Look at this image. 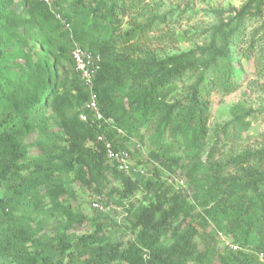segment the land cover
<instances>
[{"label": "trees", "instance_id": "trees-1", "mask_svg": "<svg viewBox=\"0 0 264 264\" xmlns=\"http://www.w3.org/2000/svg\"><path fill=\"white\" fill-rule=\"evenodd\" d=\"M153 1L20 0L17 10L15 0H0V264H259L264 149L229 157V170L226 163L212 162L200 176L191 175L198 190L188 200L174 191L166 198L158 170L135 177L118 170L108 160L106 142L122 148L146 129L152 143L164 148L149 157L165 168L180 162L171 152L178 146L199 159L207 147L210 96L241 86L246 76L242 56L258 72L264 69V27L246 34L264 0L243 6L218 41L162 60L143 56L149 32L169 20L153 15ZM189 36L183 32L177 42ZM233 43L247 46L236 51ZM76 45L101 55L91 89L73 60ZM187 82L184 95L172 101ZM92 93L113 127L87 107ZM247 114L237 118L241 125L250 124ZM55 120L64 134L53 131ZM31 135L40 151L33 158L27 142ZM213 150L207 151L209 159ZM64 173L101 190L119 181L117 193L127 199L145 189L158 202L133 211L132 203L126 207L125 216L134 222L132 239L125 242L104 235L109 225L102 213L92 219L91 233L74 236L84 216L59 200L70 193ZM211 224L238 248L199 251L196 238Z\"/></svg>", "mask_w": 264, "mask_h": 264}, {"label": "rangeland", "instance_id": "rangeland-1", "mask_svg": "<svg viewBox=\"0 0 264 264\" xmlns=\"http://www.w3.org/2000/svg\"><path fill=\"white\" fill-rule=\"evenodd\" d=\"M156 1V3H155ZM254 5L253 0H154L152 13L154 16H164L168 18L167 23L161 24V29L150 31V41L143 51V56H152L156 60H162L166 57L176 55L182 52L201 49L208 46L214 40L218 41L221 34L228 31L232 23H226L230 18L236 19V15L245 5ZM15 8L21 10L20 0H15ZM65 8V6H64ZM148 16L141 17V20ZM145 22V21H144ZM224 22V23H222ZM264 27V3L262 13L256 19H252L246 28V34L257 28ZM188 33L190 40L177 42L178 36L182 33ZM246 43L238 46L232 44V48L243 50ZM28 49V48H27ZM243 52V51H242ZM89 53V52H88ZM95 56H101L98 52L90 53ZM245 65L246 76L241 82V86L228 94L215 92L210 96L211 117L208 121L209 132L206 138L207 147L200 157L194 158L186 154L182 148L175 147L171 149L172 155L180 157V162L173 165L172 169L153 161L149 153L156 151L162 153L164 148H158L152 143V132L142 129L134 136L135 139L128 142L126 146L130 151V164L143 165L150 173L158 170L161 173L162 181L165 183L162 191H165L167 198L174 191L186 194L188 200L192 199L194 193L198 190L192 187V177L200 176L201 172L208 169L212 162L226 163L225 170L231 169L229 157L236 156L247 151H256L264 149V69L262 73L255 68L253 61L247 60L242 56ZM64 65L69 67V62L65 60ZM62 72V67L59 68ZM185 84L182 89L173 96L172 101L181 98L185 93ZM249 112L246 122L250 124L241 125L238 117ZM48 116L52 114L47 112ZM53 122V120H52ZM53 131L56 133H65L59 125V120H55ZM58 131V132H57ZM61 133V134H62ZM228 134H231L228 137ZM34 136L31 135L27 142L29 144V157H37L40 151L32 144ZM214 149L213 158L209 159L207 151ZM141 161V162H138ZM66 185L70 188V193L60 197V201L70 203L74 211L84 216V223L72 230L74 236H83L93 231L92 219L102 213L108 219L107 228L104 235L110 236L112 241H127L132 239L129 229L132 227L134 219L125 216L126 207L130 203L132 211L139 205L155 202L157 195L154 192H148L145 189L136 190L128 199L121 197L117 190L121 187V182L115 181L106 189L97 188L95 185L89 186L76 179L74 174L64 173ZM116 188L115 192L112 190ZM98 201L103 211H98L94 203ZM118 201H121L119 203ZM51 204L52 208V203ZM196 238L197 248L203 251L209 246H216L222 250L230 247L233 240L231 236L218 230L213 224L207 225L200 231ZM234 249V248H233ZM259 259V264H264V258ZM188 264H198L189 261Z\"/></svg>", "mask_w": 264, "mask_h": 264}, {"label": "built area", "instance_id": "built-area-1", "mask_svg": "<svg viewBox=\"0 0 264 264\" xmlns=\"http://www.w3.org/2000/svg\"><path fill=\"white\" fill-rule=\"evenodd\" d=\"M44 1L50 4L52 0ZM57 18L62 21L65 29H70L71 26L68 21H66L60 15H57ZM71 54L73 60L75 61L77 70L81 72L82 79L84 80L85 84L91 89L93 86L94 77L100 68L99 63L101 61V57L88 53L87 50L78 45L73 47ZM87 107L95 113L97 119L103 120L105 121L107 126L113 127V121L111 119L104 118L102 113L99 111L95 94L92 93L91 100L87 103ZM81 117L85 121L88 120L87 114H82ZM117 130L119 131V133H123V130L119 128H117ZM106 149L110 161H112L113 165L123 173L132 177L147 173L148 170L143 165L139 166L130 164V151L128 149H114L110 141L106 142ZM94 206L100 211L104 210V208L98 201L94 203ZM230 246L234 249L238 248L237 245L230 244ZM258 256L260 259L264 258V254L262 252H258Z\"/></svg>", "mask_w": 264, "mask_h": 264}, {"label": "clouds", "instance_id": "clouds-1", "mask_svg": "<svg viewBox=\"0 0 264 264\" xmlns=\"http://www.w3.org/2000/svg\"><path fill=\"white\" fill-rule=\"evenodd\" d=\"M82 118V117H81ZM120 129V128H119ZM122 130V129H121ZM120 134H124V131H123V133H120ZM132 140H134V139H132ZM122 148H126V149H128V147L127 146H125V147H122ZM122 148H118V149H122ZM129 150V149H128ZM108 160L110 161V159H109V157H108ZM111 163H112V161H110ZM113 164V163H112ZM139 165V164H138ZM114 166V165H113ZM148 173H149V171H148ZM98 211H100V210H98ZM101 212V211H100ZM233 248V247H232Z\"/></svg>", "mask_w": 264, "mask_h": 264}]
</instances>
